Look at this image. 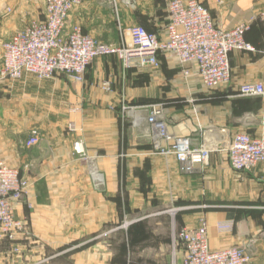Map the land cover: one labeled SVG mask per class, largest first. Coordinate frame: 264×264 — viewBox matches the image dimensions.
<instances>
[{
  "label": "crops",
  "instance_id": "crops-1",
  "mask_svg": "<svg viewBox=\"0 0 264 264\" xmlns=\"http://www.w3.org/2000/svg\"><path fill=\"white\" fill-rule=\"evenodd\" d=\"M201 1L223 28L257 16L246 34L256 51L233 52L231 82L217 90L204 87L194 65L167 54L159 67L127 68L115 55L98 57L83 83L64 74L0 77V160L32 182L27 197L15 204L27 234L12 244L19 247L13 258L9 242L0 240V264H117L112 241L121 234L140 241L134 253L146 256V264H170L174 230L202 220L213 250L248 245L250 264H264V163L236 171L226 150L237 132L264 133L263 100L238 94L244 82H264V0ZM45 4L0 0V49L32 20L44 18ZM167 22L166 0H80L66 31L79 25L100 41L120 45L134 25L165 37ZM104 80L111 82L110 91L102 89ZM123 100L163 104L172 133L198 144L206 132L221 148L203 171L182 173L174 156L153 152L147 126L123 119ZM34 128L40 141L30 145ZM79 139L100 155L104 188L94 187L88 163L74 155ZM224 220L236 222L233 232L218 230ZM184 253L183 247L181 261L173 264H182Z\"/></svg>",
  "mask_w": 264,
  "mask_h": 264
},
{
  "label": "built area",
  "instance_id": "built-area-1",
  "mask_svg": "<svg viewBox=\"0 0 264 264\" xmlns=\"http://www.w3.org/2000/svg\"><path fill=\"white\" fill-rule=\"evenodd\" d=\"M79 1L46 0L44 18L32 20L24 29L3 41L1 79L14 81L24 74H33L44 80L64 74L83 83L89 66L98 57L115 55L127 68L133 65L159 67L160 57L167 54L176 57L183 65H194L204 87L217 90L231 82V54L256 51L246 34L257 16L232 28H223L201 0H166L168 22L165 37L142 25H134L128 31L129 41L120 45L100 41L85 33L79 25L66 31L69 14ZM260 18L264 20V12ZM190 72L191 68L186 69L187 74ZM101 87L106 91L112 89L109 80H104ZM238 91L240 96L263 100L261 118L264 124V82H244ZM121 112L123 119H130L134 126H147L153 152L174 156L182 173L203 171L209 164L211 153L221 148L209 141L206 132L198 144L191 136L172 133L163 104L139 105L123 100ZM69 128L76 130L72 124ZM39 141V131L34 128L28 143L32 145ZM226 150L234 170L250 171L264 163V133L237 132ZM73 152L78 160L88 163L94 187L98 190L104 188L106 177L98 165L100 155L89 151L80 139L74 141ZM31 184L19 168L0 160V239L15 242L27 234V223L16 215L15 204L27 197ZM235 227L234 220L217 223L220 232H233ZM173 243H180L185 249L182 264H250L253 259L250 246L244 244L213 250L206 220L195 227L175 229ZM13 250L18 252L19 247L14 246Z\"/></svg>",
  "mask_w": 264,
  "mask_h": 264
},
{
  "label": "rangeland",
  "instance_id": "rangeland-1",
  "mask_svg": "<svg viewBox=\"0 0 264 264\" xmlns=\"http://www.w3.org/2000/svg\"><path fill=\"white\" fill-rule=\"evenodd\" d=\"M118 226H121L123 228L127 226L128 229L130 228V224L128 225V223H120L118 224ZM123 228L121 229L122 231L125 230ZM0 240L9 242L7 243V245L9 246L8 249L10 250L11 247L10 252L12 253H10V255H7L10 258H13V253L17 254V252L12 249V244L14 242L5 238H2ZM112 242L115 246V254L113 256V259L116 261L117 264H146V256L139 255V253H134L137 250V246L140 242L139 240H134V238L132 239L131 236L127 237L124 236V234H121L118 235L117 238L113 239ZM171 252L172 254H170V264H173L174 262L177 263V261H181L183 254V246L180 243H177L176 245H174L173 243V245L171 246Z\"/></svg>",
  "mask_w": 264,
  "mask_h": 264
},
{
  "label": "trees",
  "instance_id": "trees-1",
  "mask_svg": "<svg viewBox=\"0 0 264 264\" xmlns=\"http://www.w3.org/2000/svg\"><path fill=\"white\" fill-rule=\"evenodd\" d=\"M260 98V97H259Z\"/></svg>",
  "mask_w": 264,
  "mask_h": 264
}]
</instances>
